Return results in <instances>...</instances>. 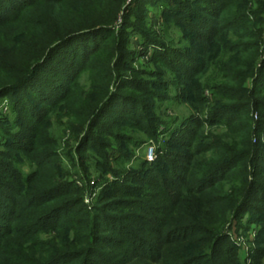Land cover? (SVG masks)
<instances>
[{"label":"rangeland","instance_id":"1","mask_svg":"<svg viewBox=\"0 0 264 264\" xmlns=\"http://www.w3.org/2000/svg\"><path fill=\"white\" fill-rule=\"evenodd\" d=\"M92 2H41L34 9H25V13L31 12L18 23L0 29V67L10 70L23 59L18 55L11 61L10 48L22 44L23 50L31 45L29 31L35 25L31 21H64L63 33L69 22L91 27L112 13L116 16L110 25L116 33L100 39L105 50L99 49L95 59L77 73L69 87L71 94L54 105H37L31 110L41 116L38 121L27 110H18L13 95L0 97V186L5 184L1 188L10 199L5 197L3 205L24 209L27 204L16 191H6V186L15 187L18 179L32 187L25 188L33 196L34 205L25 207L31 223H39L33 221L35 216L67 207L54 228L35 233L36 244L34 236L24 238L31 242L26 246L40 251L42 244L51 240L60 252L78 254L67 264H145L141 259L118 260V248L108 245L113 233L99 215L104 204L123 198L110 187L129 186L136 200L156 197V191L147 190L139 177L156 165L162 153L184 154L175 141L183 138L184 128L194 129L190 120L205 122L209 110L215 109L228 114L220 115L214 126L202 124L199 145L195 142L197 152L210 150L198 153L195 161L198 168L225 161L234 162V167L206 184L201 191L204 195L188 192L181 198L178 222L225 236L220 246L228 264H264V234L259 235L264 224L257 221L264 211V163L251 162L256 148L264 150V0H102V15ZM218 4L225 7L221 17L213 19V40L197 42V35L186 23L211 22V8ZM120 28L125 29L123 33ZM179 58L185 64L179 68L181 72L172 68ZM189 59L204 66L191 83H185ZM107 63L114 66L112 71H107ZM110 75L112 78L105 79ZM102 89L107 90L103 99ZM112 94L122 95L123 100H116L108 116L91 129L93 116ZM118 108L133 113L116 122L112 117ZM87 135L89 140L81 146ZM195 171L196 167L192 173ZM242 175L247 184L257 180L260 191L237 216L246 195L245 183L240 184ZM75 202L78 205L71 208ZM15 203L22 204L18 207ZM35 210L40 213L34 215ZM119 211L117 214H123V209ZM11 225L15 227L16 221ZM194 238L186 247L182 243L181 247H169L170 254L182 256L185 251L192 255L196 248L201 252L200 238Z\"/></svg>","mask_w":264,"mask_h":264},{"label":"trees","instance_id":"2","mask_svg":"<svg viewBox=\"0 0 264 264\" xmlns=\"http://www.w3.org/2000/svg\"><path fill=\"white\" fill-rule=\"evenodd\" d=\"M60 1L63 0H0V29L2 27H4L2 29H5L10 24L18 23L25 15H29L30 10L26 13L24 12L27 8L34 9L41 2L54 3ZM92 5H95L96 10L102 15V0H93ZM219 5H221L220 10H218ZM213 7L211 8L213 14H210L211 18L209 19L211 22L200 20L195 24L186 23L188 28L195 33L193 34L197 35V42L203 41L201 43L208 44L213 40V19L219 18L222 14L221 8L225 6L218 4V6ZM115 17V14L112 13L103 23L102 21L100 23L95 22V26L91 27H86V23L82 26H77L69 22L67 24L69 28L63 33L64 21L61 24L56 23L55 20L42 22L39 19H35L31 21L35 24L31 31H29L32 33L31 45L27 44L23 47V50L22 44H18V48H10L11 54L8 57L11 61L15 62L18 55L23 57V59H20L19 65L16 67L12 66L10 70L0 67V97L13 95L18 110L22 108L27 110L31 114L32 119L38 121L41 116L39 117L32 112L36 109L37 105H54L58 100L63 99L68 94L70 95L69 87L73 85L77 73L88 64L90 59L93 60L98 55L99 49L105 50L104 42L100 39L106 34L116 33L110 27L115 22ZM179 22L181 23V21ZM124 30V28H120L119 32L123 33ZM179 54L181 55L180 58H183L182 53ZM180 58L178 60L179 63L172 66L178 72H181L182 69L180 67H184L185 65ZM188 62V69L184 74L186 77L183 78L185 83H191L202 72L204 66L200 62L196 66L194 60L189 59ZM107 65V71H112L114 66H110V63H107ZM110 78H112V75L105 77V79ZM106 89H102V92H99L100 95H103L102 99L107 92ZM221 93L223 95V90ZM122 97L120 94L110 95L93 116L89 127L91 129L96 127L100 119L108 116L115 101L122 99ZM28 100L29 103L27 102ZM30 104L31 106H29ZM131 113H133V110L118 108L112 118L116 122H120ZM222 114L226 115L228 112L210 109L209 118L205 122L196 118L190 120V125H193L194 129L184 128L183 138L175 141L179 148L185 150V153L176 154L175 156L166 152L162 153L163 155L156 162V165L143 172L144 176L139 177L147 190L156 191V197L154 195L152 197L150 195L145 196L144 193L143 195L146 197L145 201L136 200L132 196L134 193L128 191L129 186L117 187L114 184L110 187L111 192L114 191V194H118L123 198L113 199L110 204H104L99 218L102 219V223L108 226V229L113 233V236L108 241V245H112L116 249L118 248V252L116 253L118 260L123 258L126 261L128 259L132 260V258L135 260L141 259L145 264H200L209 260L211 264H228L226 259L222 258L223 250L220 246L226 239L225 236L214 234L201 226L195 227L189 223L184 224L181 221L180 223L178 222L180 218L179 216L177 217L176 213L177 204L188 192L193 194L197 192L204 195L205 193L201 191L207 188L206 184L207 186L211 185L217 180L219 175L234 167V162L225 161L219 165L210 166L206 164L198 168V161H195L198 153L210 150L203 148V150L197 152L198 146L195 145V142L199 145V139H201L199 129H201L203 123L214 126L216 119ZM32 119L31 121H33ZM5 131L8 135H11L8 130ZM89 138L90 135H87L83 139L81 146ZM17 139L20 140V136ZM261 149H255L251 162L257 159L258 162L261 160L264 163V158L262 157L264 150L263 148ZM252 166L250 165V167ZM195 167L196 171L193 174L192 172ZM160 169L165 174L161 175ZM14 182L13 184H16V186L12 188H7L6 186V191L10 189L8 191H16L18 196L22 195V202H26L27 207L34 205L32 202L33 196L25 192V188L28 190L32 188L31 186L29 187L26 180L23 181L24 184L18 181V179ZM244 183L247 189L244 191L246 195L243 197L237 212H235L237 216H241L244 213L252 202V198H255L256 193L260 191V185L257 180H251L247 184L245 175H242L240 184L243 186ZM2 185L5 187L4 183ZM2 185L0 186V264H67L68 261H72L78 254L60 252L56 246L57 244L51 240L46 244H42L43 249L40 251H34L35 248L30 246L31 242L27 239L24 240L26 237H35V233L43 231L47 227L54 228L58 217L67 207L59 206L58 208L60 209L51 210V214L42 215L41 217L40 215L35 216L37 218L33 221H39V223H31V219L29 218L30 211L25 209L26 205L24 209L8 207L7 204L6 206L5 204L3 205L5 197L8 201L10 199L6 196L5 190L1 188L3 187ZM23 189L24 192L22 194L21 191ZM59 189L61 188H57L56 191ZM126 197L132 198H130L131 200H126ZM21 204L15 203L16 206H21ZM77 205L78 203L75 202L70 207L74 208ZM122 209L123 214H117ZM49 212L47 211V213ZM33 213L36 215L40 212L35 210ZM16 215L19 216L16 217ZM14 221H16V226L12 227L11 224ZM257 221L261 225L264 224V211L260 213ZM136 229L138 231L142 230V233H137ZM263 229L264 226L261 228L259 235L264 234ZM200 235H203L204 238L199 237ZM209 236L213 237L212 240ZM194 237L200 238L198 249L201 252H197L196 248L195 254L192 255L185 254V251L182 252V256L178 253L170 254L171 250L169 247H179L181 243L182 246L186 247L188 245L186 243L195 239ZM36 241H39L37 236L35 237L34 244H36ZM27 242L30 245L26 246ZM206 248L209 249V252H202ZM193 249H195L194 245ZM92 255L96 257L95 253Z\"/></svg>","mask_w":264,"mask_h":264},{"label":"built area","instance_id":"3","mask_svg":"<svg viewBox=\"0 0 264 264\" xmlns=\"http://www.w3.org/2000/svg\"><path fill=\"white\" fill-rule=\"evenodd\" d=\"M152 155V154H151Z\"/></svg>","mask_w":264,"mask_h":264}]
</instances>
